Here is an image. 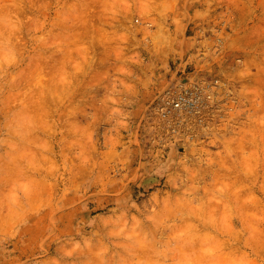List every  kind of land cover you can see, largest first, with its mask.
<instances>
[{"label":"rangeland","instance_id":"obj_1","mask_svg":"<svg viewBox=\"0 0 264 264\" xmlns=\"http://www.w3.org/2000/svg\"><path fill=\"white\" fill-rule=\"evenodd\" d=\"M0 264H264V0H0Z\"/></svg>","mask_w":264,"mask_h":264},{"label":"built area","instance_id":"obj_2","mask_svg":"<svg viewBox=\"0 0 264 264\" xmlns=\"http://www.w3.org/2000/svg\"><path fill=\"white\" fill-rule=\"evenodd\" d=\"M206 93V89H200L183 80H178L165 96L164 114L173 111L188 116L200 115L209 97Z\"/></svg>","mask_w":264,"mask_h":264},{"label":"bare ground","instance_id":"obj_3","mask_svg":"<svg viewBox=\"0 0 264 264\" xmlns=\"http://www.w3.org/2000/svg\"><path fill=\"white\" fill-rule=\"evenodd\" d=\"M84 50V49H83ZM85 51V50H84ZM86 51H87V49H86ZM83 52V51H82ZM69 53H71V52H69ZM68 57L70 56L69 54L67 55ZM68 57H66V58H68ZM66 60V59H65ZM227 194V193H226ZM231 195V194H230ZM228 198H229V196H228ZM230 201V200H229ZM202 205V204H201ZM139 245V244H138ZM143 246V245H142ZM146 249V248H145ZM138 250V249H137ZM143 250V249H142ZM147 250V249H146ZM140 251V250H139ZM144 251V250H143ZM137 257H139V256H137Z\"/></svg>","mask_w":264,"mask_h":264}]
</instances>
